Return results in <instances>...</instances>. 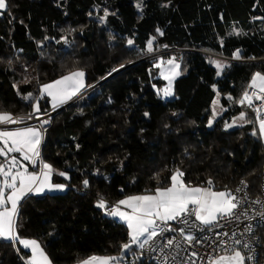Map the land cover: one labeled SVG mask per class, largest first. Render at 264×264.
I'll list each match as a JSON object with an SVG mask.
<instances>
[{"label": "trees", "instance_id": "trees-1", "mask_svg": "<svg viewBox=\"0 0 264 264\" xmlns=\"http://www.w3.org/2000/svg\"><path fill=\"white\" fill-rule=\"evenodd\" d=\"M7 2L0 15V114L33 113L37 100L41 114L52 112L41 87L75 71L85 73L86 88L100 83L55 113L46 129L42 160L67 173L69 179L53 178L65 191L30 194L19 205L18 235L40 241L52 264L120 253L128 229L97 202L111 207L167 187L177 169L190 186L211 180L214 190L233 191L245 180L258 194V123L226 125L242 112L255 121L240 100L254 74H264V0ZM151 39L153 53L185 51L169 100L162 97L159 59L149 57ZM215 57L227 60L219 75ZM215 97L225 111L209 127ZM259 235L264 245V229ZM21 254L0 239V264H26Z\"/></svg>", "mask_w": 264, "mask_h": 264}, {"label": "snow or ice", "instance_id": "snow-or-ice-1", "mask_svg": "<svg viewBox=\"0 0 264 264\" xmlns=\"http://www.w3.org/2000/svg\"><path fill=\"white\" fill-rule=\"evenodd\" d=\"M137 7L139 8L140 5L138 4ZM7 9V0H0V15ZM107 15L108 12L105 10V15L101 19H106ZM235 34L240 35L239 32ZM128 44L131 46L133 41L129 40ZM147 50L152 52L151 42L148 43ZM235 58H240L239 51L235 54ZM164 63L165 61L161 60L160 63L156 64V67H161ZM166 63L172 67L167 71L162 70L160 75L168 80V86L163 89V94L164 96H170L172 95V80L175 75H178L174 70L179 68V65L174 62V58L167 60ZM215 66L218 69V75L225 67L219 62H215ZM84 75L83 71L72 72L61 79L43 85L40 92L51 98L52 108L55 109L58 105L75 96L84 87ZM249 87L254 91L251 94L246 91L240 100V104L247 103L248 107L251 108L253 98L261 101L262 104L254 109L256 113L255 121L246 119V114L243 112L240 114L239 120L245 123L258 122L259 135L264 137V74L255 73ZM30 98H32L31 93L25 97V99ZM33 109L34 111L29 114V118L41 112L39 100L35 102ZM215 115L214 112L213 119ZM35 118L40 119L39 116ZM22 122V120L13 119L10 114H0V124ZM47 123H49L48 120H43L41 126ZM211 123L210 120L209 126H211ZM226 127H232V125L228 124ZM256 134L254 131L253 135ZM40 143L41 132L36 127H24L15 131H0V157L5 158L3 162H0V177H2V180H0V239L12 242L19 241L24 249H30L31 256L26 260V264H52V261L36 240L22 239L18 235L16 217L18 216L20 202L29 194L38 195L43 193L45 189L63 191L66 187L63 184H53L51 182L53 168L50 164L42 163L39 173L29 172L16 156L10 155L20 153L24 161L30 162L35 167L40 158ZM58 174L65 179H69L65 172H59ZM183 177L184 173L177 169L170 176V186L157 187L148 194L127 197L118 201L111 208L103 198L97 202L96 207L105 209L107 215L118 217L126 224L129 242L122 245L124 252H128L132 245H137L140 250H144L146 245L152 248V243L155 242L156 238L163 237L165 232L179 233L183 240L191 246L194 240L196 243H201L202 239H198L191 232H186V229L199 227L200 231L211 230L212 228L222 227L221 220H231L234 217L239 219L236 210L240 207L241 200L236 195L226 191H215L211 180L207 181L208 187H192L185 183ZM241 183H244V181ZM83 185L87 188L89 181L87 179L83 180ZM6 190H10L7 195ZM236 191L240 192L242 189L238 188ZM253 203L261 205L262 211L260 214L264 216V202L257 199ZM121 206L130 209V211L122 210ZM169 222H176V224H182L185 227H173ZM246 230L251 231L250 228ZM220 235V233H217V236ZM222 235L227 236L228 233L224 232ZM234 243L239 245L241 241L235 240ZM221 245L226 246V242L222 241ZM180 246L174 237H167L161 246V251H163V248H180ZM243 247L249 248L250 246L245 243ZM152 250L155 251V248H152ZM191 255L196 256L197 253L193 252ZM253 258L252 256L246 257L241 251L233 249L231 254L221 255L210 261V264H245L246 259L251 260ZM120 259L123 258L91 256L82 261L81 264H119ZM173 259H175L174 256ZM164 264H168L167 256L164 257ZM192 264H195V261Z\"/></svg>", "mask_w": 264, "mask_h": 264}, {"label": "built area", "instance_id": "built-area-1", "mask_svg": "<svg viewBox=\"0 0 264 264\" xmlns=\"http://www.w3.org/2000/svg\"><path fill=\"white\" fill-rule=\"evenodd\" d=\"M161 51L163 55L176 53L179 61L181 60L182 53L185 52L184 50H172L167 48L162 49ZM249 85L245 88L244 93L247 91L251 94L254 91ZM90 91L91 89H84L79 94L78 99L83 98ZM261 104V101L253 98V106L249 108L254 118L256 117L254 109L260 107ZM54 114V112H50L42 115H34L32 118H29V114L12 116L13 119L22 120L23 122L0 124V130L38 125L41 131L42 147L46 129L51 125ZM36 116H39L40 119H36ZM43 120H48L49 123L41 126ZM3 161L4 160L0 158V162ZM42 163L43 160L40 149V158L36 164ZM31 168L33 169L36 167L31 164ZM242 181H244V183H241ZM242 181H240L232 191V194L236 195L237 198L241 200L240 207L236 210L239 219L234 217L231 220H221L220 224L222 227L212 228L211 230L206 229L205 231H200L199 227L195 229H186V232H191V234L195 235L198 239H202L201 243H196L194 240L191 246L183 240L179 233L165 232L163 237H157L155 242L152 243V248H155V251H153L148 245L145 246L144 250H140V260L151 264H164V257L167 256L168 264H192L193 261H195V264H210V261L215 260L221 255H229L232 253L233 249H236L241 251L246 257H254L251 260L246 259L245 264H264V245L259 235V231L264 229V216L260 214L262 211L261 205L253 203V201H256L257 199L264 202V165L259 180V192L256 196H252L248 183L245 180ZM245 184L247 185L246 188ZM238 188L242 189V191L237 192L236 190ZM104 211L106 212L105 209ZM169 223L173 227H185L182 224H176V222ZM196 223L198 224L199 222ZM249 228L251 231L246 230ZM224 232H227L228 235H222ZM217 233H220L221 235L217 236ZM167 237H174L175 241L181 245L180 248H163V251H161V246ZM235 240H240L241 244H235ZM222 241L226 242V246L221 245ZM245 243L250 247L244 248L243 244ZM193 252L197 253V255L192 256L191 254ZM173 256L175 259H173Z\"/></svg>", "mask_w": 264, "mask_h": 264}, {"label": "crops", "instance_id": "crops-1", "mask_svg": "<svg viewBox=\"0 0 264 264\" xmlns=\"http://www.w3.org/2000/svg\"><path fill=\"white\" fill-rule=\"evenodd\" d=\"M42 88V87H41ZM86 88V85H85V75H84V87L75 95V96H73L71 99H69V100H67L65 103H63V104H60V105H58L55 109H53L52 108V103H51V98L50 97H48V96H46L45 94H43V93H41V96L42 97H45V98H47L48 100H49V105H50V108H51V111L52 112H54V111H56V110H58V109H60L61 107H63V106H65V105H68L69 103H71L75 98H76V96H78L84 89ZM246 106H248L247 104H245ZM35 115H42L41 114V112L40 113H37V114H35ZM26 127H36V128H38L39 130H40V127L38 126V125H30V126H26ZM21 128H24V127H20V128H13V129H4V130H0V131H15V130H17V129H21ZM41 132V131H40ZM259 132V131H258ZM42 140V139H41ZM261 141H262V143H263V145H264V137H262L261 136ZM42 142V141H41ZM41 144L42 143H40V146H39V148L41 147ZM41 149V148H40ZM10 155H14V156H16V158L18 159V160H20V162L28 169V171L29 172H37V173H39V171H40V167H41V165L42 164H36V168H31V163L30 162H28V161H24L23 159H22V157H21V154L20 153H12V154H10ZM0 158H2V157H0ZM3 159V158H2ZM4 160V159H3ZM43 163H45V162H43ZM48 164V163H47ZM53 168V167H52ZM20 170H23V169H20ZM59 172L57 171V170H55L54 168H53V175H52V178H51V182L53 183V184H62V183H56L55 181H53V178L55 177V176H59V174H58ZM169 186H170V184H169ZM192 187H196V186H192ZM199 187H208V185L207 186H199ZM65 189H66V187L64 188V190L63 191H61V190H52V191H49V190H47V189H45L44 190V192L43 193H41V194H32V195H36V196H43V195H46V194H61V193H63L64 191H65ZM8 191H10V190H7V192ZM216 191V190H215ZM226 192H231L232 193V191H226ZM30 195V194H29ZM126 199V198H125ZM10 206V205H9ZM121 209L122 210H125V211H130V209H125L124 208V206H121ZM114 218V219H113ZM112 219L113 220H115V221H118V222H121V223H123L125 226H126V224L123 222V221H121V220H119V218L118 217H113ZM127 227V226H126ZM129 236V235H128ZM22 239H25V238H22ZM31 240V239H30ZM7 241V240H6ZM12 242V241H11ZM13 243H16L17 244V246L19 247V249L23 252L22 254H21V257L24 259V262L26 263V260L31 256V251H30V249H24L23 248V245H21L20 243H19V241H15V242H13ZM21 247V248H20ZM139 252H140V249L138 248V246L137 245H132V248L128 251V252H124L123 251V249L121 250V252L120 253H118V254H116V255H113V256H111V255H102V256H98V257H117V258H123V259H120L119 260V264H138L139 263V261H140V257H139ZM90 258V257H89ZM88 259V258H87ZM86 260V259H85ZM84 261V260H83ZM81 262L82 261H80V262H77V263H74V264H81Z\"/></svg>", "mask_w": 264, "mask_h": 264}, {"label": "rangeland", "instance_id": "rangeland-1", "mask_svg": "<svg viewBox=\"0 0 264 264\" xmlns=\"http://www.w3.org/2000/svg\"><path fill=\"white\" fill-rule=\"evenodd\" d=\"M151 44H152V48L154 47V39H151ZM154 49V48H153ZM149 57H153V56H155V57H158V63H160V61L161 60H163V61H165V63L164 64H162L161 65V67H159V70H160V73H161V71L162 70H165V71H167V69H169V68H171L172 66L171 65H168L167 63H166V61L167 60H169V59H172V58H174V62L176 63V64H178L179 65V68H177V69H175L174 71L176 72V73H178V75H175L174 76V78H173V80H172V95H170V96H164V94H163V92H162V97H163V99L164 100H169V99H171L172 97H173V88H174V83H175V81H176V79H178L181 75H182V73H181V71H182V67H181V64H180V61L178 60L179 58L176 56V53H171V54H167V55H163L162 54V51L160 50V47H159V51L158 52H156V53H153V52H150L149 53ZM148 58V57H147ZM216 58V60L217 61H215V62H219L220 64H222V65H224L223 64V62H221V61H227L226 59H223V58H219V57H215ZM157 63V64H158ZM214 67L216 68V66H215V63H214ZM160 77H161V79L165 82V88L168 86V80H166V79H164V77L163 76H161L160 75ZM100 84V83H99ZM99 84H97V85H94V86H92V87H87V88H85V90L86 89H91V91L94 89V88H96ZM107 91H104V93H106ZM78 97H79V95L78 96H76V98L71 102V103H73L74 101H76L77 99H78ZM214 102H217V103H214ZM245 104H247V103H245ZM212 114H214V112H215V118L213 119V115H212V117H211V121H212V123H211V126H209V127H212V126H214L217 122H218V120H220L221 118H222V115H223V113H224V109L222 108V106H221V104H220V97H215V99H214V101H213V103H212ZM55 112V111H54ZM243 113H245V112H243ZM246 114V113H245ZM239 116H240V114L239 115H237V116H234V117H232V119L227 123V125L228 124H231L232 125V127H226L227 129H233V128H237V127H240V126H242L245 122H243V121H241V120H239ZM258 126V125H257ZM260 136V135H259ZM260 138H261V136H260ZM41 139H42V137H41ZM42 141V140H41ZM42 143V142H41ZM3 159H5L4 157H2ZM0 180H2V177H0ZM8 194V192H7V190H6V195ZM21 203V202H20ZM110 218H113L112 216H110V215H108ZM114 219V218H113ZM118 222V221H117ZM25 239H27V238H25ZM31 240H33V239H31ZM34 240H36V239H34ZM39 244H40V246L43 248V246H42V244H41V242L40 241H38V240H36ZM21 248V247H20ZM44 249V248H43ZM23 253V252H22Z\"/></svg>", "mask_w": 264, "mask_h": 264}, {"label": "water", "instance_id": "water-1", "mask_svg": "<svg viewBox=\"0 0 264 264\" xmlns=\"http://www.w3.org/2000/svg\"><path fill=\"white\" fill-rule=\"evenodd\" d=\"M119 71H120V70H119ZM119 71H117L116 73H118ZM116 73H114L113 75H115ZM113 75H111L110 77H112ZM110 77H108V78H110ZM108 78H107V79H108ZM70 104H72V103H69L68 105H65V106L61 107L60 109L56 110L54 113H57L58 111L62 110V109L65 108L66 106H69Z\"/></svg>", "mask_w": 264, "mask_h": 264}]
</instances>
